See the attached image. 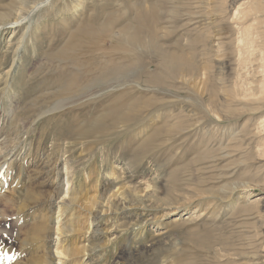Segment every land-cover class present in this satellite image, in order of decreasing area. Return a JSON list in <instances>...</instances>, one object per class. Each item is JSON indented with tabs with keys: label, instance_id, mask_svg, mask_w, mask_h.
<instances>
[{
	"label": "rangeland",
	"instance_id": "obj_1",
	"mask_svg": "<svg viewBox=\"0 0 264 264\" xmlns=\"http://www.w3.org/2000/svg\"><path fill=\"white\" fill-rule=\"evenodd\" d=\"M16 19L0 30V152L39 153L79 200L59 217L75 232L26 250L22 215H60L53 185L29 187L36 209L1 200L0 255L264 264V0H0V26ZM117 99L136 101L131 120L81 134Z\"/></svg>",
	"mask_w": 264,
	"mask_h": 264
},
{
	"label": "bare ground",
	"instance_id": "obj_2",
	"mask_svg": "<svg viewBox=\"0 0 264 264\" xmlns=\"http://www.w3.org/2000/svg\"><path fill=\"white\" fill-rule=\"evenodd\" d=\"M48 1V0H47ZM38 4V3H37ZM144 16V15H143ZM26 19V18H25ZM19 19H16L15 21H5L2 22L0 26V30H4L5 28H11L14 27L11 24L19 25ZM17 25V26H18ZM142 27H138L137 30L140 32V29ZM126 38L133 44L137 45L143 42L142 37L140 36V33H136L133 36H126ZM144 43V42H143ZM72 60V59H71ZM74 62V61H73ZM101 67V66H100ZM116 68L112 67L111 69H106L103 72H100V81H102V84L104 83V80H106L110 74H114L116 72ZM94 75V74H93ZM119 75V74H118ZM122 75V74H121ZM60 76V75H59ZM86 76V75H85ZM60 78L62 79L63 76ZM129 101V100H128ZM135 102L129 101V102H123L121 99H117V101L110 107L106 112L99 115L96 120L91 121L89 129L85 128L81 131V134L85 136H89L90 134H96L101 133L105 127L107 126V121L111 119V123H120L125 122L124 120H131L135 111ZM142 109V108H141ZM124 119V120H122ZM114 124V125H115ZM125 125V124H123ZM6 140V139H5ZM5 145V144H4ZM70 145H73L71 143ZM69 145V146H70ZM5 147V146H3ZM7 150V149H6ZM36 156L34 159H30V156H23L21 151H13L8 152V154L2 155L0 152V201L5 200L6 204H15V203H27V210L36 209V207L40 204H38L36 201H31L32 197L38 198L40 194H42L43 191L39 190H30L29 187L34 185V183H38L41 187L44 185H53V193L50 195V202L53 205H57L60 215L55 217V213L53 216H32L31 214L28 216L25 212L21 219L22 223L27 229L25 230L23 242H22V249L26 250L27 247L32 246H38V242L42 239H40L41 234H44L45 237L50 238L53 236L54 231L60 235L67 236L70 232H75V223L71 217H73V214H70V218L65 220L64 225L60 226L59 217H62L64 212L66 213L68 210L71 211L70 206L74 204L75 202H78L79 198L75 196L76 194V187L71 186V190L68 192H64V186L58 185L60 182V173L55 172V169L53 167H50L51 163L50 160L46 161L43 160V158H40V154H35ZM37 157V160H36ZM39 159V160H38ZM45 163V165H44ZM29 164L35 165V170L28 169ZM8 167V168H7ZM26 172V173H25ZM8 177H11L10 183L8 184L6 192L3 193L5 189L4 180H6ZM54 177V178H53ZM53 178V179H52ZM64 185V184H63ZM82 185V182L80 183V186ZM37 187V186H36ZM82 190V188H81ZM80 191V190H79ZM69 193L68 200L65 199V196ZM64 195V196H63ZM115 196H119L124 200L123 192H119L117 190L114 193ZM60 198H63L62 201L59 203L58 200ZM264 199V195H260L253 199V201H259ZM39 202V201H38ZM44 202V201H43ZM25 203V204H26ZM59 203V204H58ZM51 204V205H52ZM16 205V204H15ZM17 206V205H16ZM105 206V205H103ZM92 209V208H91ZM90 212V211H89ZM90 215H95V218L99 221L96 225H98L101 221V217L105 215L106 209L104 207L96 208L95 213H89ZM72 213V212H71ZM21 214V213H20ZM19 215V214H18ZM34 215V214H33ZM20 216V215H19ZM20 218V217H19ZM65 218V217H64ZM18 219V218H17ZM142 223V222H141ZM137 224V223H136ZM141 225V224H140ZM139 225V226H140ZM140 228V227H139ZM96 233L102 234L100 229L94 230ZM21 234V233H20ZM56 235V234H55ZM42 237V236H41ZM56 239V238H55ZM29 240V242H28ZM45 240V239H44ZM41 242V241H40ZM42 245V243H41ZM59 246V245H58ZM64 248H58L56 247L55 253L56 255L51 256L49 258L47 255L39 256L35 260L27 261V263L22 264H74L71 263L73 259L79 257L78 254L81 253L82 255H85L83 253L86 252V249L77 250L76 248H69V246H62ZM21 251V250H20ZM35 251V250H34ZM37 254V253H36ZM41 255V254H40ZM58 260V262H57ZM76 261V260H75ZM21 263V262H20ZM18 261V258L16 255H7L6 257L0 255V264H20ZM75 264H80L79 262Z\"/></svg>",
	"mask_w": 264,
	"mask_h": 264
}]
</instances>
